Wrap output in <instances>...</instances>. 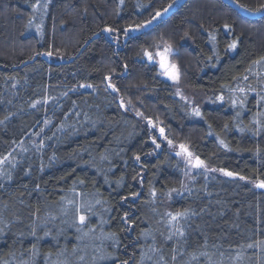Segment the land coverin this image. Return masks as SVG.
Wrapping results in <instances>:
<instances>
[{
    "label": "trees",
    "instance_id": "trees-1",
    "mask_svg": "<svg viewBox=\"0 0 264 264\" xmlns=\"http://www.w3.org/2000/svg\"><path fill=\"white\" fill-rule=\"evenodd\" d=\"M36 2L0 0V158L8 156L0 168L12 175L11 180L0 179V214L8 225L0 224V264H138L142 249L152 243L137 239L142 230L153 232L170 261L175 240L160 235L167 232L164 214L185 209L197 215L186 223L187 244L181 243L184 255L175 264H183L194 251H207L211 262L200 257L192 264H264V245L255 246L264 240V190L218 171L204 175L192 169L185 176L183 160L158 130L163 127L176 145L188 144L213 168L264 179V130L259 135L249 130L264 108L257 109L253 94L246 109L232 107L229 97L234 94L224 87H258L254 76L249 81L234 77L246 74L252 61L264 56V13L243 11L232 0H177L149 27L130 33L131 38L119 33L116 43L102 29L151 19L172 0H124L122 6L118 0H50L46 10L34 12ZM47 2L39 0L41 6ZM239 3L255 8L264 0ZM225 23L231 31L224 30ZM209 33L216 35L215 44ZM237 38V48L226 50ZM165 42L173 45L171 59L181 66L179 85L159 75V66L142 55V49L154 51L153 43ZM49 51L51 57L36 55ZM108 75L118 92L107 87ZM221 92L224 102L213 103ZM193 107H199L201 116L192 114ZM173 188L180 194L169 197ZM132 192L140 195L132 198ZM69 199L106 201L96 205L99 215L90 222L96 231L88 237L77 239L81 234L73 226ZM126 212L131 231L121 219ZM101 217L109 222L101 225ZM45 219L46 228H37V242L27 234L29 225H43ZM44 231L51 235L45 237ZM102 231L116 232L120 246L104 239ZM34 243L39 254L32 258ZM249 243L254 247L248 248ZM101 255L115 259L101 260Z\"/></svg>",
    "mask_w": 264,
    "mask_h": 264
},
{
    "label": "snow or ice",
    "instance_id": "snow-or-ice-1",
    "mask_svg": "<svg viewBox=\"0 0 264 264\" xmlns=\"http://www.w3.org/2000/svg\"><path fill=\"white\" fill-rule=\"evenodd\" d=\"M233 3L236 4L237 7L242 9L243 11L249 12L251 14H257V13H264V3L260 4L258 7L255 8H250L245 6L244 4L239 3V0H232ZM48 3H50V0H48L47 3L41 4L39 3V0L35 4L32 5L33 11L35 12L36 10L40 9L43 7L45 10L48 7ZM177 3V0H172V3L167 4L166 7H164L162 10H156L151 19L145 20L141 23L137 24H129L126 27L123 28H116V27H105L102 29V31L110 34L111 38L113 39L114 42L119 43V33H123L124 37L126 39L131 38L130 33L133 32H139L142 29H145L149 27L153 21L161 18L165 13H167L173 6L174 4ZM124 4V0H118V6H122ZM141 6V5H138ZM142 7V6H141ZM29 26L32 24V19H29ZM223 28L226 32L232 30V26L230 24L225 23L223 25ZM37 30H40L39 28ZM187 35V34H186ZM210 39L213 44L216 42V35L213 33H209ZM237 39H233L230 43L227 44L226 50L228 51H234L237 48ZM154 51H148L147 49H142V55L147 57L148 61H152L154 64L158 65L159 68L161 69L159 75L161 76H166L169 80L173 81L176 85H179L181 81V76H182V70L181 66L179 63L174 62L171 58L176 54L174 47L171 43H153L152 45ZM37 56L44 55L51 57L53 53L51 51L45 52V53H36ZM35 57H31V59H34ZM125 68L127 65L124 66ZM253 67H257V71L253 72ZM261 68H264V56H261L258 60L252 61V65L249 66L246 69V74L242 75L241 77H234L237 81H249L250 75L254 76L256 78V83L257 86H253L252 84H245L244 86H241L239 83H237L236 87H230L229 85H224V87H228L229 91L233 93L234 95L229 97V101L232 107H239L240 109H246L247 108V102H248V97L249 94H253L255 99H256V107L257 109L264 108V70H260ZM104 80L107 81V87L112 89L113 91L118 92L119 89L116 87L115 84L112 83V77L110 75L105 76ZM80 87L82 88H92L93 85L91 84H81ZM239 95H235V94ZM177 94L181 95L182 99H186L180 91L179 88H177ZM66 95V93H65ZM225 100L224 94L221 92L219 95L215 96V99L212 100L213 103L216 101H219L223 103ZM36 103H39L37 101ZM35 107V104L32 105ZM121 107H124V102L121 101L120 104ZM138 116H143V113L137 112L136 113ZM192 114L195 116H201V111L199 107H193L192 109ZM241 115V113L238 111L236 113L237 118ZM264 111H257L255 116L253 117L252 124L254 125V128L249 129L250 131H253L254 135H259L262 130H264ZM0 123H3V121H0ZM148 123L152 125L153 128H157L158 125L153 122V120L148 119ZM227 127V125H225ZM238 129L240 132H244L245 128L239 127L237 125ZM159 134L162 136L165 140H167L168 146L172 147L174 149L175 155L177 157H181L183 160L186 170L184 172L185 176L191 175V172L189 170L195 169V170H201L200 174L206 175L207 173L210 172H220L226 177H230L233 179H238L241 181H248L251 183V185L256 188V189H262L264 190V179L262 178H250L248 176L241 175L238 172L234 171H229L225 168H213L210 166L209 162L201 159L199 155L195 154L193 151L190 150V146L186 143H181L179 145H176L173 143L172 140L168 139V137L165 135V129L163 127H159ZM220 145L223 146L224 148H228V145L224 142V140L219 141ZM152 144L155 146L156 149H159L161 145L157 143L156 138H152ZM231 150V149H229ZM257 154H259V149H257ZM11 156V153L8 154ZM134 159L139 162L141 157L139 155H135ZM8 162V156H5L3 158H0V165H4ZM14 167V165H13ZM194 178V177H193ZM0 179H12V175L10 171H5L3 168H0ZM123 178L121 177V180ZM133 179H136V177H133ZM141 184L143 183V180L139 181ZM75 183V182H74ZM79 183H83V181H79ZM117 183H120L118 181ZM182 187H186L182 185ZM36 188L39 189V185H36ZM189 190L190 189H186ZM73 192H75V188L72 189ZM172 192H177V194H180L178 189H171L167 195L171 197ZM79 195H83L82 193ZM132 198H136L140 195L139 192H132L131 194ZM157 195V192L155 188H152L150 190V196L155 198ZM211 195V193H209ZM62 200L64 199L63 197L61 198ZM122 200H128V196H122ZM106 203V201H102L101 199H95V202L92 203L91 201L85 203V202H77L75 199H69L67 200L68 205H72L74 207L75 211V217L73 220V226L76 228V231L80 233L81 235L77 237V239H83L84 237H88L90 234L94 233L96 231L95 228L90 226L91 222V217L99 215L94 209L96 205H103ZM63 214L65 216L68 215L67 210H62ZM104 212H108V208L103 209ZM239 210H237V213ZM34 216H36V219H39L38 215L36 213H33ZM166 217V223L165 227L167 229V232H161L160 235L164 237L166 241H173L175 240V246L171 249V256H170V261L165 258L163 255V249L158 247L156 244V236L153 234L151 230H142L140 235L137 237L139 240L140 238H143L145 243L147 244V241L151 239L152 243L149 244L146 248H143L141 253H140V260L138 264H145V261H152L153 264H175L177 261L178 255L183 256L184 252L179 251L181 243L184 245L187 244V238H186V223L190 219L191 216L197 215V213L192 210V209H185L183 211H177L175 213L172 212H166L165 214ZM125 225L126 231H131V228L127 227V225L130 223L128 220V213H124V216L121 218ZM181 221H184L185 223H181ZM66 222V221H65ZM109 221L104 220L102 217L100 219V224H106ZM48 223V220L45 219L43 225H36L35 222L32 225H29V232L27 233L28 235L35 237L36 241L38 242L41 237L37 235V228L38 227H44L46 228ZM0 224H3L4 227H7V222L5 221L4 217L2 214H0ZM85 228H87V231H85ZM4 228L0 227V232H3ZM25 233L21 232L20 236L23 237ZM51 233L49 231H44V236H50ZM102 235L104 239L110 240L113 242V245L115 247L120 246V239L119 235L116 232H108V233H103ZM264 245V240L256 241L255 246H260ZM216 247H219L217 245H214ZM204 248L208 247V242L207 239H205ZM248 248H253L254 244L249 243L247 245ZM76 249H73V252H75ZM30 256L34 258L36 255L39 254V250L37 248V244L34 243L29 249ZM14 255V254H13ZM51 253L48 254V257L51 258ZM60 255H63V253H60ZM223 255V253H221ZM154 257H157L154 260ZM200 257H206L209 262H211V255L207 251H200V252H191L188 253V258L183 261V264H192L193 261H197ZM101 260L104 259H115V257H111L110 255H101L98 257ZM237 258H239V254H237ZM81 260H83V257H80ZM20 264H29V261L27 260H21ZM56 264H60L59 261L56 262ZM66 264V262H64ZM121 264H128V262L122 261Z\"/></svg>",
    "mask_w": 264,
    "mask_h": 264
},
{
    "label": "rangeland",
    "instance_id": "rangeland-1",
    "mask_svg": "<svg viewBox=\"0 0 264 264\" xmlns=\"http://www.w3.org/2000/svg\"><path fill=\"white\" fill-rule=\"evenodd\" d=\"M174 5H175V4H174ZM169 11H170V10H169ZM169 11H168V12H169ZM168 12H167V13H168ZM165 14H166V13H165ZM159 70L161 71V69H160V68H159ZM163 77H164V78H166L165 76H163ZM177 264H178V263H177Z\"/></svg>",
    "mask_w": 264,
    "mask_h": 264
},
{
    "label": "flooded vegetation",
    "instance_id": "flooded-vegetation-1",
    "mask_svg": "<svg viewBox=\"0 0 264 264\" xmlns=\"http://www.w3.org/2000/svg\"><path fill=\"white\" fill-rule=\"evenodd\" d=\"M166 77V76H165ZM167 78V77H166Z\"/></svg>",
    "mask_w": 264,
    "mask_h": 264
}]
</instances>
